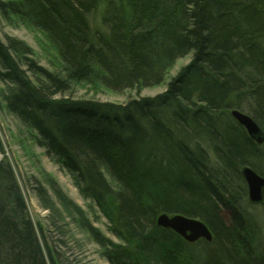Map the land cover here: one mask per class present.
Masks as SVG:
<instances>
[{"label":"trees","instance_id":"obj_1","mask_svg":"<svg viewBox=\"0 0 264 264\" xmlns=\"http://www.w3.org/2000/svg\"><path fill=\"white\" fill-rule=\"evenodd\" d=\"M0 16L41 34L60 64L51 72L24 41L0 40V102L107 219L118 242L48 178L110 264H264V228L241 174L249 166L264 176V144L231 115L241 111L264 133V0H0ZM187 56L155 97L123 106L55 99L73 83L117 93L164 85ZM36 191L55 215L48 191ZM163 213L202 220L213 241L160 228ZM41 238L0 161V264H65Z\"/></svg>","mask_w":264,"mask_h":264},{"label":"rangeland","instance_id":"obj_2","mask_svg":"<svg viewBox=\"0 0 264 264\" xmlns=\"http://www.w3.org/2000/svg\"><path fill=\"white\" fill-rule=\"evenodd\" d=\"M16 37L28 44L35 52V60L43 68L59 73V62L46 53L40 41L42 35L30 31L25 27H14L0 16V40L6 43V37ZM191 60V56L179 59L168 74L164 85L145 88L142 90H126L122 93L101 88L98 84L73 83L71 91L57 96L55 99H71L76 101H95L126 105L132 99L141 97H155L165 92L167 83ZM5 88L0 82V89ZM9 162L12 166L17 181L25 197L28 211L33 220L43 245L52 250L57 249L64 254L63 258L71 264H110L103 256L99 245L93 240L87 230L80 227L76 213L65 207L64 203L51 189L48 178L51 177L57 183L63 194L69 198L81 211L90 223L99 229L105 236L114 242L118 240L109 232L107 219L102 215L94 202L84 199L75 185L73 178L65 169L54 163L47 155L44 148L34 144L29 131L21 120L13 113L5 109L0 102V161ZM107 179L111 182L108 173L103 170ZM113 186V182L111 183ZM39 186L48 191L56 209L52 211L42 206L38 192ZM248 211L254 216L257 223L264 228V206H251ZM264 231V229H263Z\"/></svg>","mask_w":264,"mask_h":264},{"label":"water","instance_id":"obj_3","mask_svg":"<svg viewBox=\"0 0 264 264\" xmlns=\"http://www.w3.org/2000/svg\"><path fill=\"white\" fill-rule=\"evenodd\" d=\"M231 115L246 130L253 141L259 145L264 144V133L251 117L238 110H233ZM241 174L248 188L249 204L262 206L264 204V176L249 166H245L241 170ZM157 225L160 228L175 232L188 243H196L200 240L213 241L210 228L197 218L163 213L158 217Z\"/></svg>","mask_w":264,"mask_h":264},{"label":"bare ground","instance_id":"obj_4","mask_svg":"<svg viewBox=\"0 0 264 264\" xmlns=\"http://www.w3.org/2000/svg\"><path fill=\"white\" fill-rule=\"evenodd\" d=\"M17 117V116H16ZM4 161V160H3ZM8 164L10 165V161L8 162ZM12 167V166H11Z\"/></svg>","mask_w":264,"mask_h":264}]
</instances>
